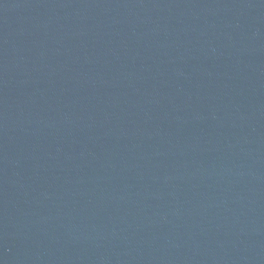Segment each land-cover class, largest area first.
Wrapping results in <instances>:
<instances>
[{
    "label": "water",
    "instance_id": "obj_1",
    "mask_svg": "<svg viewBox=\"0 0 264 264\" xmlns=\"http://www.w3.org/2000/svg\"><path fill=\"white\" fill-rule=\"evenodd\" d=\"M0 264H264V0H0Z\"/></svg>",
    "mask_w": 264,
    "mask_h": 264
}]
</instances>
